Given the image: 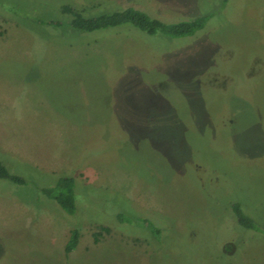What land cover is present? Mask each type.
<instances>
[{
	"label": "rangeland",
	"instance_id": "obj_1",
	"mask_svg": "<svg viewBox=\"0 0 264 264\" xmlns=\"http://www.w3.org/2000/svg\"><path fill=\"white\" fill-rule=\"evenodd\" d=\"M64 5L207 17L87 32ZM0 145V264H264V0H0Z\"/></svg>",
	"mask_w": 264,
	"mask_h": 264
},
{
	"label": "trees",
	"instance_id": "obj_2",
	"mask_svg": "<svg viewBox=\"0 0 264 264\" xmlns=\"http://www.w3.org/2000/svg\"><path fill=\"white\" fill-rule=\"evenodd\" d=\"M61 9L69 14V25L77 30L90 32L127 24L147 34H154L158 32L172 37L188 36L192 34L194 31L201 28L207 17L206 15H202L189 20L165 23L157 18L149 16L144 11L133 6H126L121 10L109 13H99L96 15H83L72 10L66 5L62 6ZM48 23L52 22L48 21ZM55 24H60V22L55 21ZM0 178L9 179L12 182L20 184L24 182L22 177L8 173L1 161ZM42 192H44L47 196L52 197L66 214H71L73 212L74 203L72 177L64 175L59 176L53 186L42 189ZM230 205V208L234 212L239 224L249 227L254 226L253 221L244 215L237 202H233ZM120 216V214H117V217ZM100 228L105 232H109V227L107 226H101ZM157 231V228L153 229L154 234H157ZM78 236L79 233L76 228L70 229L68 238L63 245V252L65 255L74 249L77 244Z\"/></svg>",
	"mask_w": 264,
	"mask_h": 264
},
{
	"label": "crops",
	"instance_id": "obj_3",
	"mask_svg": "<svg viewBox=\"0 0 264 264\" xmlns=\"http://www.w3.org/2000/svg\"><path fill=\"white\" fill-rule=\"evenodd\" d=\"M0 147H1V145H0Z\"/></svg>",
	"mask_w": 264,
	"mask_h": 264
}]
</instances>
